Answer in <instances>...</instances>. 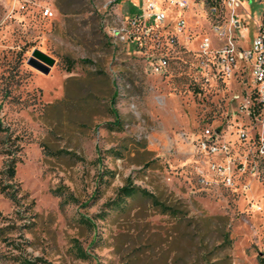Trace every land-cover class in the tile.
<instances>
[{
    "label": "rangeland",
    "instance_id": "obj_1",
    "mask_svg": "<svg viewBox=\"0 0 264 264\" xmlns=\"http://www.w3.org/2000/svg\"><path fill=\"white\" fill-rule=\"evenodd\" d=\"M143 1L0 0V169L5 147L17 158L13 179L0 172V182L23 196L17 204L0 191V264H261L264 183L248 173L232 186L213 181L193 146L203 124L245 120L248 76L213 75L197 44L212 34L198 8L187 10L191 38L179 37L167 71H152L163 29H120ZM244 1L252 29L264 0ZM35 47L53 58L48 71L27 61ZM127 179L172 212L139 194L108 208Z\"/></svg>",
    "mask_w": 264,
    "mask_h": 264
},
{
    "label": "built area",
    "instance_id": "obj_2",
    "mask_svg": "<svg viewBox=\"0 0 264 264\" xmlns=\"http://www.w3.org/2000/svg\"><path fill=\"white\" fill-rule=\"evenodd\" d=\"M244 2L144 0L141 13L129 17L120 28L141 25L149 30L155 25L163 29L164 42L157 44L161 50L151 57L150 66L152 71L164 73L174 46L181 43L179 37L185 41L191 38L187 10L198 8L208 20L212 34H199L197 44L200 55L211 56L213 75L226 81L231 76L247 74L248 81L243 83L244 96L239 107L245 120L230 123L226 114L225 123H205L194 134L195 151L204 156L213 181L225 186H232L236 174L241 176L244 173L264 183V10L256 22L257 28L249 45L243 47L239 38L241 32L247 30L241 20ZM166 8L175 9L176 13L167 15ZM134 37L131 33L130 39ZM246 187L248 183L243 184V188ZM257 207L260 209L259 205Z\"/></svg>",
    "mask_w": 264,
    "mask_h": 264
},
{
    "label": "trees",
    "instance_id": "obj_3",
    "mask_svg": "<svg viewBox=\"0 0 264 264\" xmlns=\"http://www.w3.org/2000/svg\"><path fill=\"white\" fill-rule=\"evenodd\" d=\"M80 61H87V59H80ZM75 63V60H73L72 58H66V69L70 70L71 67L73 66V64ZM114 96H115V91L113 92L112 95V99H111V106L113 105L114 102ZM111 111L114 115V120L112 122H109V126L112 127V125L116 124V121L118 120V116L115 112V109L112 107ZM2 125H1V120H0V129H2ZM3 151L8 155L4 166L2 169H0V172H2L8 179H13L14 174H15V165H16V161L17 158L16 156L13 154V152H11V150L7 147H5L3 149ZM63 149H57L55 150V153H62ZM67 152V151H65ZM18 188H15V185L12 182H0V191L3 192L7 197H9L14 203H19L20 202V196H18ZM141 195L143 197L148 198L152 204H154L155 206L159 207L161 211H171L173 210V208L166 204L164 201L160 200L158 198V196L151 192L150 190L144 188V187H140L138 185L133 184L130 180L127 179V181L125 183H123L122 185H120L116 191L115 197H113L112 199H110L109 201H107L105 203V205L108 208L114 209V208H120L123 207L125 205V200L127 197H133L135 195ZM23 197V196H22ZM32 202V200H31ZM23 210H27V206H25L23 208ZM88 221L89 218H85ZM28 223V222H27ZM26 222H24V225H28ZM5 227L6 226H0V237L2 239H5L3 234L5 232ZM76 249L79 251L81 256H86L87 253L80 247V246H76ZM15 259L18 261L17 264H36L37 263V259L38 258H27V257H22V256H15ZM259 261L261 264H264V258L260 257Z\"/></svg>",
    "mask_w": 264,
    "mask_h": 264
},
{
    "label": "water",
    "instance_id": "obj_4",
    "mask_svg": "<svg viewBox=\"0 0 264 264\" xmlns=\"http://www.w3.org/2000/svg\"><path fill=\"white\" fill-rule=\"evenodd\" d=\"M27 61L43 71H48L49 68L45 66V63L51 65L53 63V58L39 48L35 47L33 48Z\"/></svg>",
    "mask_w": 264,
    "mask_h": 264
},
{
    "label": "crops",
    "instance_id": "obj_5",
    "mask_svg": "<svg viewBox=\"0 0 264 264\" xmlns=\"http://www.w3.org/2000/svg\"><path fill=\"white\" fill-rule=\"evenodd\" d=\"M245 5L246 3L244 2V9H245ZM262 14V13H261ZM244 15L241 16V20L243 22V24H248V22H246L247 20H245V22L243 21ZM260 18V17H259ZM259 18H254V24H253V28L249 29L247 25H245L247 27L246 31L241 32L240 38H239V43L241 44V46L246 47L249 45L252 37L255 34L256 28H257V21Z\"/></svg>",
    "mask_w": 264,
    "mask_h": 264
}]
</instances>
